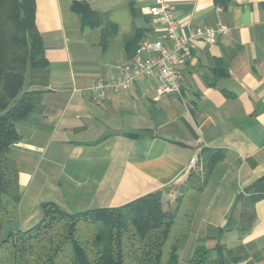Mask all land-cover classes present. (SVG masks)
I'll return each mask as SVG.
<instances>
[{"label":"crops","instance_id":"1","mask_svg":"<svg viewBox=\"0 0 264 264\" xmlns=\"http://www.w3.org/2000/svg\"><path fill=\"white\" fill-rule=\"evenodd\" d=\"M167 1L183 35L220 25L229 32L214 44L197 38L181 94L158 98L155 78L117 86L152 32L147 10L157 0H36L50 69L43 109L16 124L22 138L10 155L22 199L9 230L35 226L45 202L76 212L160 192L164 210L174 209L201 150L222 149L227 156L199 196L178 264H191L197 247L215 258L220 245L227 264H264V196L251 226L240 227L244 191L264 175V0ZM75 2L99 23L84 24Z\"/></svg>","mask_w":264,"mask_h":264},{"label":"trees","instance_id":"2","mask_svg":"<svg viewBox=\"0 0 264 264\" xmlns=\"http://www.w3.org/2000/svg\"><path fill=\"white\" fill-rule=\"evenodd\" d=\"M73 9L84 24L99 23L88 4L75 2ZM37 28L36 0H0V264H178L179 243L190 229L199 196L215 165L227 156L222 149L201 150L174 209L164 210L160 192L118 207L76 212L45 202L35 226L5 232L6 224L18 219L22 199L20 170L10 155L22 138L16 124L43 109L47 92L50 68ZM108 42L105 38L106 47ZM244 192L249 196L243 230L254 222L255 203L264 196V175ZM194 251L191 264H227L221 245L215 258L204 247Z\"/></svg>","mask_w":264,"mask_h":264},{"label":"built area","instance_id":"3","mask_svg":"<svg viewBox=\"0 0 264 264\" xmlns=\"http://www.w3.org/2000/svg\"><path fill=\"white\" fill-rule=\"evenodd\" d=\"M147 15L152 32L140 43L117 86L126 88L138 81L155 78L158 98L170 94L180 95L185 77L182 70L193 56L194 41L198 38L205 44H214L219 35L225 36L229 32V28L225 25L205 27L185 36L173 5L167 0H157L148 8ZM103 88L102 84L96 87L101 96Z\"/></svg>","mask_w":264,"mask_h":264},{"label":"rangeland","instance_id":"4","mask_svg":"<svg viewBox=\"0 0 264 264\" xmlns=\"http://www.w3.org/2000/svg\"><path fill=\"white\" fill-rule=\"evenodd\" d=\"M8 224H9V223H8ZM8 224H6V226H5V232H6V233H8V231H9V226H10V225H8Z\"/></svg>","mask_w":264,"mask_h":264}]
</instances>
